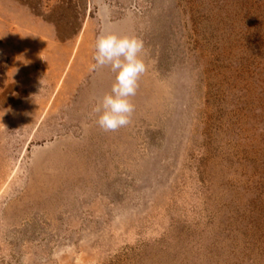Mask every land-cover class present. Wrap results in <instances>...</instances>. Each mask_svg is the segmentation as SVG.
<instances>
[{
	"label": "rangeland",
	"instance_id": "374dc122",
	"mask_svg": "<svg viewBox=\"0 0 264 264\" xmlns=\"http://www.w3.org/2000/svg\"><path fill=\"white\" fill-rule=\"evenodd\" d=\"M101 30L147 52L115 132ZM0 264H264V0H0Z\"/></svg>",
	"mask_w": 264,
	"mask_h": 264
},
{
	"label": "clouds",
	"instance_id": "9594fccd",
	"mask_svg": "<svg viewBox=\"0 0 264 264\" xmlns=\"http://www.w3.org/2000/svg\"><path fill=\"white\" fill-rule=\"evenodd\" d=\"M146 54L145 43L137 35L101 30L96 36L92 68H107L114 74L110 90L97 98L93 109L96 125L105 132H115L131 123L135 110L131 98L148 71Z\"/></svg>",
	"mask_w": 264,
	"mask_h": 264
}]
</instances>
